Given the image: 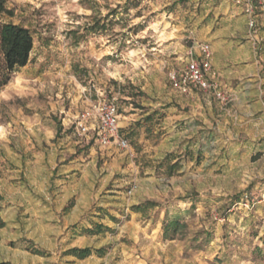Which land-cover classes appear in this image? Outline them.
<instances>
[{"label":"rangeland","instance_id":"rangeland-1","mask_svg":"<svg viewBox=\"0 0 264 264\" xmlns=\"http://www.w3.org/2000/svg\"><path fill=\"white\" fill-rule=\"evenodd\" d=\"M252 2L256 28L243 6L238 28L261 54L264 9ZM7 3L14 16L0 21L30 29L34 47L0 91V210L27 196L51 207L45 222L58 232L47 247L57 255L46 261L264 264L263 127L242 118L235 94L228 113L210 94L180 93L169 80L198 41L192 31L209 22L197 0ZM112 98L128 150L73 135L84 101ZM68 159H79L78 174L61 193L44 173ZM63 194H74L64 208ZM149 201L157 206L136 212ZM172 220L180 227L166 234ZM72 247L92 254L79 259Z\"/></svg>","mask_w":264,"mask_h":264},{"label":"crops","instance_id":"crops-1","mask_svg":"<svg viewBox=\"0 0 264 264\" xmlns=\"http://www.w3.org/2000/svg\"><path fill=\"white\" fill-rule=\"evenodd\" d=\"M197 3L201 6L200 13H205L203 19L209 22L200 30L195 28L192 33L197 36L198 41H206L212 45L210 79L217 82L226 93L235 94L234 106L247 123L262 126L264 129V53L259 54L251 41L240 39L242 35L238 26L242 23L246 24V17L240 15L243 11L242 7H237L234 0H197ZM207 17L210 18L206 19ZM168 33L176 36V33H171L170 30ZM84 104L87 109L90 103L84 101ZM203 106V104L198 105V109ZM204 111L206 112L207 109ZM120 118L119 113V123H121ZM64 124L68 126L66 121ZM124 124L130 123L124 122ZM91 134L94 139V134ZM65 160L62 159L60 162H66ZM78 160L68 159L67 163L59 166L55 163L51 172L44 173L45 179L49 178L52 184L61 187V193H65L66 188L71 186L69 182L71 178L78 174L73 172L78 168ZM66 183L68 184L65 185ZM12 194L16 197L15 193ZM64 196L63 194L62 200L60 196L54 200L55 203L61 200L62 208L74 194ZM12 208L5 212L0 210L3 224L0 225V262L53 264L46 261L47 256L57 255L49 252L47 247L50 237L58 232L56 225L52 226L45 222V214L50 212L51 207L47 208L40 200L27 196L24 202H16ZM51 213H53L52 209ZM12 243H15L14 246Z\"/></svg>","mask_w":264,"mask_h":264},{"label":"built area","instance_id":"built-area-1","mask_svg":"<svg viewBox=\"0 0 264 264\" xmlns=\"http://www.w3.org/2000/svg\"><path fill=\"white\" fill-rule=\"evenodd\" d=\"M234 2L244 7L245 13L249 15V26L255 29L257 22L252 0H234ZM258 4L264 9V0H258ZM212 58V45L209 42L193 40L192 45L187 49L186 66L182 70L169 72L170 83L175 90L183 94H190L194 90L208 93L223 104L228 113H231L226 107L233 101V94L226 93L217 82L210 79ZM72 124L74 136L89 139L90 134L93 133L94 140L100 147L115 145L122 150L130 148L129 140L120 131L119 109L115 98L91 102Z\"/></svg>","mask_w":264,"mask_h":264},{"label":"trees","instance_id":"trees-1","mask_svg":"<svg viewBox=\"0 0 264 264\" xmlns=\"http://www.w3.org/2000/svg\"><path fill=\"white\" fill-rule=\"evenodd\" d=\"M7 0H0V16L6 15L9 17L14 16V12L8 8ZM34 47V38L30 29L18 25L12 22L6 23L0 21V91L7 86L11 79L13 73L19 69L25 67L29 60L30 55ZM180 166L179 162L170 165L173 170ZM155 203L147 202L143 206H137L136 212H143L148 207H156ZM0 225H3L0 223ZM180 227V222L178 220H172L165 227L166 234L171 231H176ZM97 230H89L90 234H95L93 232H100L103 227L102 225L96 226ZM102 249H100L101 252ZM79 259H85L92 254L90 248H72L68 251ZM0 264H13L11 262L3 261Z\"/></svg>","mask_w":264,"mask_h":264}]
</instances>
